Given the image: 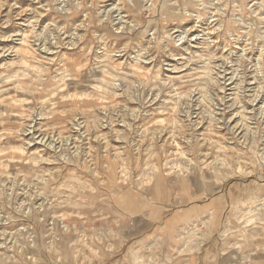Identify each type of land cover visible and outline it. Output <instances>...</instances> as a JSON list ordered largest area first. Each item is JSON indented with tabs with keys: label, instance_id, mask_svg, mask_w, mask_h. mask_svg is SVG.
<instances>
[{
	"label": "clouds",
	"instance_id": "1",
	"mask_svg": "<svg viewBox=\"0 0 264 264\" xmlns=\"http://www.w3.org/2000/svg\"><path fill=\"white\" fill-rule=\"evenodd\" d=\"M27 5L17 13V3L0 0V94L15 81L17 92L33 102L18 127L8 124L10 112L0 113V127L7 126L0 141L19 142L26 155L15 158L27 164L21 205L13 206L12 193L5 191L9 180L13 191L18 187L17 177L6 167L0 171L6 178L0 183V211L8 212L0 215V224L25 225L24 232L35 237V246L28 247L38 264H58V258L59 264H210V257L219 264L229 247L239 245L221 247L222 238L215 248L203 243L207 215L189 211L193 198L223 191L227 209L230 186H246L239 193L232 187L233 199L254 202L251 218L261 246L259 256L250 250L242 264H264V0H27ZM8 25L14 30L5 33ZM8 42L13 43L5 46ZM101 79L106 88L119 85L126 100L136 103L119 106L114 119L123 130L108 133V139L119 135L123 142L127 185L120 183L119 166L115 177L104 167L100 144L99 151H89L90 126L78 133L79 142L59 134L75 115H59L69 108L67 98L95 96ZM29 120L40 130L38 138L25 140L24 134L35 131ZM29 141L40 146L28 151ZM13 155L0 144V167ZM238 165L255 175L224 182ZM161 180L171 210L183 207L187 215L165 223L171 211L153 216L113 195L118 188L139 191L141 185L152 192ZM181 250L184 255H178ZM16 264L31 261L17 256Z\"/></svg>",
	"mask_w": 264,
	"mask_h": 264
},
{
	"label": "rangeland",
	"instance_id": "2",
	"mask_svg": "<svg viewBox=\"0 0 264 264\" xmlns=\"http://www.w3.org/2000/svg\"><path fill=\"white\" fill-rule=\"evenodd\" d=\"M9 4L17 3L19 7L16 9V12L19 13L20 9L27 7V0H8ZM123 14V13H122ZM27 13L23 15H18L19 20H23ZM7 19V17H4ZM13 25H8L4 28V32L8 33L13 29ZM13 42H8L7 45H11ZM49 55H53L50 53ZM8 59H11L9 57ZM16 82L13 81L10 84H5L4 87L8 88L9 91L0 94V113L10 112L11 115L7 117L8 124L13 126H19L25 119V111L31 106L32 99L31 97L21 91L17 92L16 88L12 85ZM247 86V85H246ZM96 89V95L93 96L91 93L79 95L75 100L71 98L68 99L69 108L67 111L61 110L59 115L61 117L69 115V113H74V118L71 123L64 125L61 132V135H70L75 138L76 142L80 141V136L78 133H83L86 130V127L92 128V133H90L91 139L89 141V151H99L97 145L100 144L103 150V159L104 167L108 172L111 173L113 177L116 176V168L119 166V175L120 183L127 185L129 180V172L125 166V161L123 159V154L121 152L122 141L119 138V135L115 139H108V133L110 128H114L117 133H120L123 130L122 123H115L114 113L119 111V106L125 107H136L134 100H126V97L121 94V88L118 85L115 90L106 88L103 80L101 79L99 83L94 85ZM135 87L130 89V94L135 92ZM75 91V90H74ZM8 97V104L5 103L4 97ZM155 104H159V99L155 101ZM155 104L150 105L154 107ZM43 119V118H42ZM162 119V117H161ZM238 119V118H237ZM32 125V128L35 130L24 134V139L28 140L29 136L39 134L40 125L38 122L33 120L28 121ZM207 123V121L205 122ZM72 124H76L77 128L73 130ZM80 124H84L85 127H80ZM53 128L56 125H51ZM5 127H0V132L5 130ZM48 127V125H45ZM7 130L11 131V128ZM101 141L102 144H101ZM28 151H31L37 147L39 144L31 145ZM0 144H5L6 147H9L13 152V157H10L6 164L3 167H0V171H3L4 168H7V171L10 175L17 177L16 189L13 191L12 181H8L5 191L11 192L13 197V206L21 205L24 203L25 196L24 191L27 190V185L21 183L26 177L25 169L27 164L15 158V156H24L26 155L25 150L20 146L19 142H12L7 144L5 141H0ZM227 148V145L225 146ZM2 161V157H0ZM223 163L227 164V161L222 160ZM139 168V163L137 164ZM230 169V165H229ZM255 173L246 168L244 165H238L235 170V175L226 176L224 182L227 180H235L238 178H249L254 176ZM6 178H0V183ZM139 179V178H138ZM101 187H105L104 179L100 181ZM147 185L152 184V177L149 176L146 180ZM217 185H221V181H217ZM108 187H111V181L108 182ZM232 187H235L237 193H239L240 187L246 186H230L227 199L230 202L229 207L226 209L223 206V202L226 197L223 191H213L211 198L207 194L197 195L193 198L195 206L189 211L199 215H207V220L201 226L206 233L203 243L205 245L211 243L213 248L216 247V239L222 238L221 247L224 245L236 244L239 247H229L226 254L227 258H220L219 264H223L224 260L227 259L228 264H242L245 260L247 253L250 250H255L257 256L260 255L259 248L261 246V234L260 230L253 227L252 214L256 211L254 202L252 200H246L240 195H236L233 199L234 193L232 192ZM103 196V193H101ZM116 196L117 200L121 204L131 203L134 205L140 212H149L153 216L159 217L161 213H166L171 211V217L165 223L175 220L181 215H187L183 207L177 208L175 211L171 210V206L168 204V190L164 186V181L161 180L157 183L156 188L152 192H145L144 185L140 186L139 191H133L131 187L118 188L116 192L113 193ZM5 199L7 197L5 196ZM206 201V203L204 202ZM157 204L164 205L163 208L157 207ZM6 207V206H5ZM228 212V215H225V212ZM0 215L7 217V211H0ZM78 219L80 217H77ZM54 219V218H53ZM53 219H49L47 227L50 232L54 231L53 228ZM61 219H66L61 217ZM252 219V220H251ZM251 220V221H250ZM45 223V221H41ZM99 223V221H97ZM157 223H160V219H157ZM25 225L20 221H12L9 224H0V264H16V257H22L31 261V264H38L36 256L33 255L32 250L28 247L29 244L35 246V237L31 236L29 232H24ZM7 232L8 235L4 236L3 234ZM19 233V234H18ZM51 240L52 237L49 236ZM6 245V246H3ZM255 245V249H253ZM198 252L199 249L197 248ZM185 253L181 250L178 255H184ZM191 254V250H189ZM210 264H217V261H212L211 257L209 258ZM59 264V258H58ZM83 264V261L81 262Z\"/></svg>",
	"mask_w": 264,
	"mask_h": 264
},
{
	"label": "bare ground",
	"instance_id": "3",
	"mask_svg": "<svg viewBox=\"0 0 264 264\" xmlns=\"http://www.w3.org/2000/svg\"><path fill=\"white\" fill-rule=\"evenodd\" d=\"M251 220H252V219H251ZM251 220H250V221H251Z\"/></svg>",
	"mask_w": 264,
	"mask_h": 264
}]
</instances>
